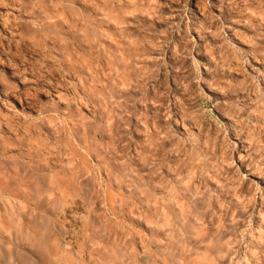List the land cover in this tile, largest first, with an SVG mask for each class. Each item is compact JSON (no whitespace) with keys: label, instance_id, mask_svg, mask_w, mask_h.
Masks as SVG:
<instances>
[{"label":"clouds","instance_id":"clouds-1","mask_svg":"<svg viewBox=\"0 0 264 264\" xmlns=\"http://www.w3.org/2000/svg\"><path fill=\"white\" fill-rule=\"evenodd\" d=\"M0 264H264V0H0Z\"/></svg>","mask_w":264,"mask_h":264}]
</instances>
